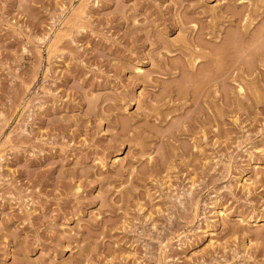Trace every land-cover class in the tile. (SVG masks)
Segmentation results:
<instances>
[{
  "label": "rangeland",
  "instance_id": "1",
  "mask_svg": "<svg viewBox=\"0 0 264 264\" xmlns=\"http://www.w3.org/2000/svg\"><path fill=\"white\" fill-rule=\"evenodd\" d=\"M263 28L264 0H0V264H264Z\"/></svg>",
  "mask_w": 264,
  "mask_h": 264
},
{
  "label": "bare ground",
  "instance_id": "2",
  "mask_svg": "<svg viewBox=\"0 0 264 264\" xmlns=\"http://www.w3.org/2000/svg\"><path fill=\"white\" fill-rule=\"evenodd\" d=\"M240 19H241V18H240ZM246 29H247V28H246ZM263 29H264V28H263ZM238 33H239V32H238ZM262 34H263V33H262ZM262 34H261V35H262ZM259 36H260V35H259ZM259 36H258V37H259ZM237 37H238V36H237ZM259 40H260V39H259ZM231 41H232V40H231ZM220 53H221V52H220ZM221 55H222V54H221ZM233 62H234V61H233ZM242 62H243V61H242ZM207 66H208V65H207ZM223 67H224V66H223ZM216 70H217V69H216ZM220 70H221V69H220ZM220 70H219V71H220ZM221 72H222V71H221ZM234 73H235V72H234ZM204 74H205V73H204ZM202 75H203V74H202ZM207 75H208V74H207ZM222 79H223V78H222ZM198 80H199V79H198ZM239 89H240V91H242V90H243V87L240 86Z\"/></svg>",
  "mask_w": 264,
  "mask_h": 264
}]
</instances>
